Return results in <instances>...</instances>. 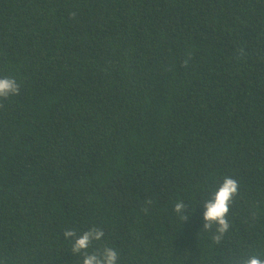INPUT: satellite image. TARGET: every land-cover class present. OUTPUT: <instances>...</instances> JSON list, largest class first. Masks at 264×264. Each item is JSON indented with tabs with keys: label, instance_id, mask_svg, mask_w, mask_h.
Masks as SVG:
<instances>
[{
	"label": "trees",
	"instance_id": "obj_1",
	"mask_svg": "<svg viewBox=\"0 0 264 264\" xmlns=\"http://www.w3.org/2000/svg\"><path fill=\"white\" fill-rule=\"evenodd\" d=\"M4 76L0 264L264 260V0H0Z\"/></svg>",
	"mask_w": 264,
	"mask_h": 264
},
{
	"label": "clouds",
	"instance_id": "obj_2",
	"mask_svg": "<svg viewBox=\"0 0 264 264\" xmlns=\"http://www.w3.org/2000/svg\"><path fill=\"white\" fill-rule=\"evenodd\" d=\"M20 92V85L14 77L4 76L0 77V98L7 99L9 96L18 95ZM238 188L237 181L230 177H225L223 183L215 191L213 197L204 203L203 219L205 221L204 227L209 228L213 223L218 225V235L215 239H220V234L228 230L229 224L226 219L229 211V203ZM183 202H177L175 210L179 213L184 209ZM66 237H72L75 233L71 230L65 231ZM104 236L102 229L90 228L83 232L77 239H75L72 247L74 253H80L82 250L89 248L92 240L99 241ZM117 252L110 247H104L99 253L93 252L85 254L83 264H116ZM245 264H264V260L257 256H251Z\"/></svg>",
	"mask_w": 264,
	"mask_h": 264
}]
</instances>
